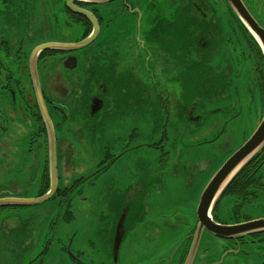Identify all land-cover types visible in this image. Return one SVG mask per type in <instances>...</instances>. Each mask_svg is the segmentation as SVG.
<instances>
[{
    "label": "flooded vegetation",
    "instance_id": "obj_1",
    "mask_svg": "<svg viewBox=\"0 0 264 264\" xmlns=\"http://www.w3.org/2000/svg\"><path fill=\"white\" fill-rule=\"evenodd\" d=\"M212 1L232 18L226 32L207 0H0V147L10 152L8 170L15 182L21 183L17 185L19 195L30 188V182H40L37 196L21 194L0 200V209L12 207L15 218L32 215V210L47 218L54 208L75 211L87 199V191L100 197L118 190L123 208L113 245L115 263L125 222L135 210L144 217V230L142 238L133 240L129 264H205L207 258L210 264H219L223 261H212L214 242L225 245L226 257L249 246L256 253L255 260L264 264V230L219 236L205 229L195 248L198 208L191 213L175 209L174 195L161 207L164 194L160 188L173 181L172 175H162L159 167L170 163L173 148L188 147L190 125L199 122L195 115L198 103L203 104L206 98L199 92L186 94L185 52L191 57L185 71L192 75L196 87L201 85L198 79L207 75L206 66L224 67L226 73L229 69L228 79L235 77L245 85L236 100L237 113L210 127L208 133H216L204 141L206 144L219 140L244 108L264 107L262 51L227 0ZM243 2L253 17L255 9L264 12V0ZM180 16L192 24L186 28L189 35L183 54L174 34ZM46 45L55 48L41 51L34 59L35 50ZM37 87L56 138L58 178L52 195L50 133ZM44 153L47 157L41 159ZM181 198L187 201L186 208L195 204L191 193H183ZM225 198L231 205L223 221L218 210ZM17 200L35 203L5 205ZM219 200L212 219L221 226L264 220V148ZM170 210V219L184 214L189 234L165 233L160 222L168 221L164 215ZM17 230L23 258L13 264L94 263L76 231L55 241L50 236L56 229L42 223L30 231ZM68 230L60 235L65 236ZM167 247L168 258L164 256ZM97 258L99 264H106L104 258Z\"/></svg>",
    "mask_w": 264,
    "mask_h": 264
},
{
    "label": "rangeland",
    "instance_id": "obj_2",
    "mask_svg": "<svg viewBox=\"0 0 264 264\" xmlns=\"http://www.w3.org/2000/svg\"><path fill=\"white\" fill-rule=\"evenodd\" d=\"M256 1V0H254ZM208 4L212 7H215L216 19L221 20V28L226 32L227 21L230 24L232 18L228 14H224L223 11H220L216 8L212 0H207ZM217 0H215V3ZM222 3V2H221ZM220 3V4H221ZM258 8V7H257ZM254 17L258 19L259 25L264 28V12L257 10ZM132 21V20H131ZM192 26L189 21L182 20L181 16L179 17V29L174 32V34L179 38L183 49L185 47V40L189 35L187 27ZM192 32H194L192 30ZM190 55L188 52H185L182 57V62L184 63L185 68L189 62ZM194 67L196 64H193ZM203 63L198 62V67H202ZM185 89L186 94L189 96L196 95L195 93L199 92L203 94L206 98L204 103H198L199 108L196 116L199 117L198 124L190 125V142L188 147L173 148L171 154V161L165 167H159L160 173L171 174L172 181L169 185L160 188L161 193L164 194V199L161 202L164 207L168 201L172 198V202L175 205L174 208L184 211L186 209L187 213L195 211L199 204L204 189L212 181L213 176L222 168V165L228 160V156L233 155L239 149L242 148V145L248 141L252 134L260 127V123L264 117V107L260 108L258 106H251L244 108L240 118L238 120L232 121L231 128H229L219 140L214 143L206 144L204 141L215 137L216 131H211L208 133L210 127H216L220 121H225L237 113L239 108L238 103H236L237 98L239 97L240 88H245L244 84L235 79V77L230 81L229 78V69L226 70L228 73L224 72L225 68L220 66H206L203 67L207 70V75L205 78L198 79V82L201 85L197 87L193 84V77L191 74H188L185 71ZM184 76V75H183ZM235 76V73H234ZM228 80V81H227ZM190 84V85H189ZM234 108H233V106ZM3 147H0V200L7 199H16V196L21 194L24 197H35L37 196V191L39 190V183L30 182L29 189L24 190L20 195L19 186L15 182V177L13 173L8 170L9 164V154L7 153V148L2 150ZM10 151V150H9ZM38 158L37 160L39 159ZM47 154L44 153L40 158H46ZM232 158V156H230ZM226 160V162H224ZM220 162V163H219ZM222 163V165H221ZM220 166V167H219ZM219 167V168H218ZM165 178H162V181ZM35 181V178H34ZM165 184L163 183L162 186ZM123 186V184H121ZM106 189V188H105ZM105 191V190H104ZM125 191V187H121V193ZM87 199L84 202H80L75 211L68 213L66 209L61 211L57 208L53 209L52 215H48L47 218L35 214V210H32V215H21L20 218L14 217V210L10 208H1L0 214L2 216L3 225L0 223V264H13L18 263L23 258V254L19 250V241H18V228H24L26 230L32 229L33 226L42 223L49 228H55L54 235L50 236L55 241L57 238H68L76 231V237L82 238L83 249L87 252V255L91 254V258L94 260V263L99 264V255L102 259L104 258V263L106 264H129L130 255L133 253V244L135 236L143 237L142 232L144 230V225L142 223L143 215L133 210V212L128 216L127 221L125 222V234L123 241L120 245V251L118 256V262H114L113 258V245L115 241V233L118 228L119 214L123 205L120 203V192L117 190L113 193H106L99 195L92 191H87ZM129 194L133 195V191L130 190ZM173 193V194H172ZM184 194L191 193V207H185L187 201L184 198H181ZM180 196V199L176 197ZM169 196V197H168ZM99 198V200H98ZM102 198H104L102 200ZM99 202V204H98ZM231 205L230 201L228 202L227 198L223 199V202L219 208V216L221 220H226V213L228 208ZM44 207V205L42 206ZM41 207V208H42ZM79 209V211H78ZM173 210L165 212V217H168V221L160 222L163 227H165V233L169 236L172 232L183 235L189 234V229L184 228V214L181 215L179 219L171 218L170 216ZM184 213V212H183ZM77 214V217H75ZM73 216L75 217L73 219ZM154 218V217H152ZM146 217L145 220H149ZM162 219V218H161ZM0 220V221H1ZM1 221V222H2ZM172 229L170 231V227ZM66 229L68 233H65V236H61L62 232H65ZM58 231V232H57ZM57 232V233H56ZM58 236V237H57ZM225 245H221L218 242H214V252H216L212 261H223L219 264H260L255 260L256 253L252 248L244 247L239 254H230L227 257L224 256ZM168 252L164 255L168 258L170 248H166ZM96 255V256H95ZM226 257V258H225ZM225 258V260H224ZM210 258L206 259L205 264H210ZM202 262V261H201ZM198 262L196 264H200ZM168 264V263H165Z\"/></svg>",
    "mask_w": 264,
    "mask_h": 264
},
{
    "label": "water",
    "instance_id": "obj_3",
    "mask_svg": "<svg viewBox=\"0 0 264 264\" xmlns=\"http://www.w3.org/2000/svg\"><path fill=\"white\" fill-rule=\"evenodd\" d=\"M229 8L233 11L234 15L239 18L243 27L246 28V31L255 40L258 47L262 51L264 58V28H262L256 19L251 15L248 7L245 6L243 0H227ZM83 45V44H82ZM85 45V44H84ZM55 48L50 45L42 46L35 50L33 58L36 59V56L43 50ZM37 71V70H36ZM38 84V82H37ZM38 91V101L41 105V112L48 126V132L50 133V173L51 177V194L56 189L57 184V165H56V154H55V133L53 123L50 120L49 112H47L45 102L43 101V96L39 87ZM260 127L252 134V137L246 141L242 148L239 149L236 153L232 155L222 168L213 176L212 181L204 189V193L200 199V204L198 207V225H197V236H196V247L200 240L203 230L208 229L210 232L215 233L219 236H235L236 234H242L246 232H255L256 230H264V220L256 221L254 223H248L246 225H235V226H221L216 221L212 219L213 208L220 201L224 192L227 190L228 186L233 182L235 177L245 168L250 161L253 160L258 154L263 151L264 148V117L260 123ZM49 199L50 196H47ZM35 200L26 201H13L9 204H23L31 205L34 204ZM37 201V200H36ZM17 202V203H16ZM1 204V203H0ZM4 205V204H2Z\"/></svg>",
    "mask_w": 264,
    "mask_h": 264
},
{
    "label": "trees",
    "instance_id": "obj_4",
    "mask_svg": "<svg viewBox=\"0 0 264 264\" xmlns=\"http://www.w3.org/2000/svg\"><path fill=\"white\" fill-rule=\"evenodd\" d=\"M262 152H263V151H262ZM262 152H261V153H262ZM261 153H260V154H261ZM258 155H259V154H258ZM256 157H257V156H256ZM253 159H254V158H253ZM250 162H252V161H250ZM250 162H249V163H250ZM244 167H245V166H244ZM243 169H244V168H243ZM242 171H243V170H242ZM242 171H241V172H242ZM241 172H240V173H241ZM240 173H239V174H240ZM239 174H238V175H239ZM236 177H237V176H236ZM236 177H235V179H236ZM233 181H234V180H233Z\"/></svg>",
    "mask_w": 264,
    "mask_h": 264
}]
</instances>
